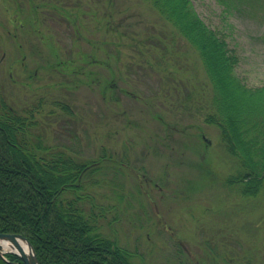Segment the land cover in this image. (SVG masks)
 Returning a JSON list of instances; mask_svg holds the SVG:
<instances>
[{
    "label": "rangeland",
    "instance_id": "1",
    "mask_svg": "<svg viewBox=\"0 0 264 264\" xmlns=\"http://www.w3.org/2000/svg\"><path fill=\"white\" fill-rule=\"evenodd\" d=\"M192 3L237 50L240 78L263 85L262 24L216 0ZM35 5L42 32L15 30L31 27ZM62 61L94 81L62 75ZM107 64L133 95L105 91ZM213 95L198 52L147 0H0V96L19 111L38 106L50 144L95 163L106 154L90 189L115 206L105 231L140 264H264V198L224 183L239 162L206 122Z\"/></svg>",
    "mask_w": 264,
    "mask_h": 264
},
{
    "label": "trees",
    "instance_id": "2",
    "mask_svg": "<svg viewBox=\"0 0 264 264\" xmlns=\"http://www.w3.org/2000/svg\"><path fill=\"white\" fill-rule=\"evenodd\" d=\"M198 52L213 85V113L225 147L239 168L224 183L249 198H264V84L247 85L237 74V50L200 17L192 0H147ZM225 15L256 18L264 27V0H216ZM258 16V17H257ZM264 40V33H263ZM71 115L68 105L57 103ZM16 109L0 96V233L21 234L39 264H140L105 227L115 206L100 203L91 191L100 161L50 144L36 109ZM121 198V197H119ZM0 264H23L16 254Z\"/></svg>",
    "mask_w": 264,
    "mask_h": 264
},
{
    "label": "flooded vegetation",
    "instance_id": "3",
    "mask_svg": "<svg viewBox=\"0 0 264 264\" xmlns=\"http://www.w3.org/2000/svg\"><path fill=\"white\" fill-rule=\"evenodd\" d=\"M51 4L52 5H55L56 3H51ZM38 9H39V7H37L35 5L32 8V10L30 11V18H32L31 23H30L31 27L29 26V24L28 25H24L22 23H19L18 26L15 25V30H18V29L25 30L24 33L26 32V34H27V32H31V34H39V33H41L42 30L39 27L40 20H39V17H38ZM36 25H37V27H36ZM14 38H17V34H14ZM79 61H82V62L84 61L83 64H87V65L89 64V65H91V64H95V61L96 60L94 58H92V55L91 54L84 53V55L81 54V59H79ZM72 63H73V61L70 62V63L65 62V61H62L61 62V65L59 66V69L58 70L60 72H62L61 73L62 75H64V74H70V73H73V74L78 73V76H79V75H84L86 73L87 78H90V80L92 82L94 81V77L91 78L92 75H93L92 72H91V70L88 71V73H87L86 72V69H84V70L82 69V66H84V65H82L81 68H79L77 66L76 67L74 66L73 68H71V67H69V65H71ZM76 64H77V62H76ZM106 68H109V69H108V74L106 75L105 80H104V85H105L104 88H105V91L108 90L110 92L111 91L114 92V90H116V92H118V91L119 92H123V93H126L127 95L132 94V92H130L128 90H124L123 88H117V87H115L114 84H113V82H112V77L114 76V73L112 71V67L109 64H107L106 65ZM36 73H37V71H36ZM99 80H100V78H99ZM150 183L151 182H149L148 184L150 185Z\"/></svg>",
    "mask_w": 264,
    "mask_h": 264
},
{
    "label": "water",
    "instance_id": "4",
    "mask_svg": "<svg viewBox=\"0 0 264 264\" xmlns=\"http://www.w3.org/2000/svg\"><path fill=\"white\" fill-rule=\"evenodd\" d=\"M10 243L16 250L9 252L17 254L24 264H39L35 250L29 240L20 234L0 233V256L4 257V245ZM22 243L26 244L27 251L22 248Z\"/></svg>",
    "mask_w": 264,
    "mask_h": 264
},
{
    "label": "bare ground",
    "instance_id": "5",
    "mask_svg": "<svg viewBox=\"0 0 264 264\" xmlns=\"http://www.w3.org/2000/svg\"><path fill=\"white\" fill-rule=\"evenodd\" d=\"M22 248L27 251V247L25 243H22ZM11 250H16L12 247V245L10 243H7L6 245H4V251H11Z\"/></svg>",
    "mask_w": 264,
    "mask_h": 264
}]
</instances>
